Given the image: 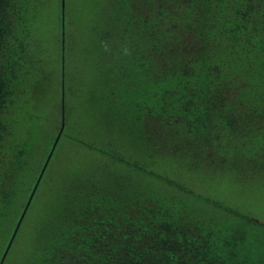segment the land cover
I'll list each match as a JSON object with an SVG mask.
<instances>
[{"label": "trees", "instance_id": "obj_1", "mask_svg": "<svg viewBox=\"0 0 264 264\" xmlns=\"http://www.w3.org/2000/svg\"><path fill=\"white\" fill-rule=\"evenodd\" d=\"M255 185L264 0H0L2 264H264Z\"/></svg>", "mask_w": 264, "mask_h": 264}, {"label": "rangeland", "instance_id": "obj_2", "mask_svg": "<svg viewBox=\"0 0 264 264\" xmlns=\"http://www.w3.org/2000/svg\"><path fill=\"white\" fill-rule=\"evenodd\" d=\"M46 127L51 130L52 126L49 124L45 125ZM54 129V128H53ZM73 154V150L70 148H66L64 151H59L58 155L55 157L56 161L51 163L50 166V174H51V181L40 188V192L38 195V199L35 201V205L29 217L28 227H31V224L40 218L41 211L43 206L46 204L47 199L50 197V189L54 187L58 181L59 176L61 174L60 164L66 166L68 163L69 158ZM41 155L38 156L36 165L39 163V158ZM189 185H191L188 182ZM243 195V197L239 195ZM236 198L233 201H238L242 203V209L248 213L255 214L256 217H259V213L264 216V185L261 186H253L249 188L245 193H235ZM260 218V217H259ZM30 233L29 230L26 231L20 238L19 241V248H23L26 245V241L29 237Z\"/></svg>", "mask_w": 264, "mask_h": 264}, {"label": "water", "instance_id": "obj_3", "mask_svg": "<svg viewBox=\"0 0 264 264\" xmlns=\"http://www.w3.org/2000/svg\"><path fill=\"white\" fill-rule=\"evenodd\" d=\"M58 137H59V134L57 135V137H56V139H55V141H54V143H53V145H52V148H51V150H50V152H49V154H48V156H47V158H46V161L44 162V164H43V166H42V169H41L40 174H39V176H38V179H37V181H36V183H35V186L38 184V181H39V179H40V177H41V175H42V173H43V171H44V169H45V167H46V165H47V162H48L49 159H50L51 153H52V151H53V149H54V147H55V145H56V142H57ZM35 186H34V188H35ZM33 192H34V189L32 190V192H31V194H30V196H29V198H28V200H27V202H26V206H25V208L28 206V204H29V202H30V199H31V197H32V195H33ZM23 214H24V212H23V213L21 214V216H20V219H19V221H18V223H17V225H16V228H15L13 234H12V238H11V240L13 239V236H14L16 230H17V227H18L19 222L21 221V219H22V217H23ZM11 240H10V243H11ZM10 243H8V245H7V247H6V250L8 249ZM6 250H5L3 256H2V258H1V260H0V264H2V262H3V259H4V256H5Z\"/></svg>", "mask_w": 264, "mask_h": 264}]
</instances>
